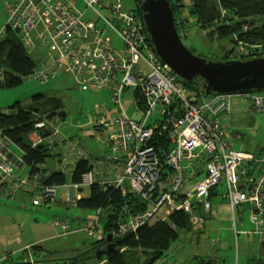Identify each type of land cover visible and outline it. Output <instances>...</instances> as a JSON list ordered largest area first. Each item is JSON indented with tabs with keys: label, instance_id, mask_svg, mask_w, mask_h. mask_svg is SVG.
<instances>
[{
	"label": "built area",
	"instance_id": "1",
	"mask_svg": "<svg viewBox=\"0 0 264 264\" xmlns=\"http://www.w3.org/2000/svg\"><path fill=\"white\" fill-rule=\"evenodd\" d=\"M220 9L221 19L226 18L227 10ZM9 10L0 32L15 31L28 49L40 50L33 73L37 80L46 82L63 71L78 80L81 90L106 91L120 106L98 105L100 111L91 113L89 123L106 136L114 159L127 157L122 174L103 182L105 188L121 187L148 204L145 211L120 221L122 234L137 231L157 214L168 218L175 206L190 212L193 223L202 222L195 208L200 204L210 211L211 189L224 184L223 195L233 214L248 207L253 232L264 237V150L255 154L234 147L223 123L232 109V94L207 93L201 83L198 95H189L192 85L156 54L143 16L124 0H12ZM186 18L184 12L179 15L180 22ZM37 41L46 51L35 48ZM141 60L150 71L140 65ZM129 89L134 91L139 117L127 114L122 106ZM243 95L252 100L253 111L264 110L263 93ZM157 129L170 141L164 158L152 143ZM8 145L13 141L0 128V181L6 173L13 174L12 168L21 160ZM164 164L170 172L162 179ZM201 174L204 178L194 184ZM2 182L0 193L10 195L29 180ZM94 182L92 172L83 179V184ZM38 191L35 205H50L57 199V185L44 184ZM90 226L83 228L88 234L99 240L106 237L99 219Z\"/></svg>",
	"mask_w": 264,
	"mask_h": 264
},
{
	"label": "rangeland",
	"instance_id": "2",
	"mask_svg": "<svg viewBox=\"0 0 264 264\" xmlns=\"http://www.w3.org/2000/svg\"><path fill=\"white\" fill-rule=\"evenodd\" d=\"M11 2L12 0H0V31L4 29L7 23ZM124 2L126 6L135 8L137 7L138 0H124ZM179 2L185 5L182 12L188 17V19H185L187 23H181L180 25L188 29V34L184 36L183 42L196 54L204 56L209 60L219 61L226 53L234 54L237 58H242L244 55H249L248 51L251 47L255 49L254 46H249L241 41L238 44H234L228 38H220L219 31L217 33L211 32L216 28H213L214 24L211 21L204 22L206 25L204 27L198 23L190 10L191 0H180ZM261 24H264V16L254 18V24L250 21L246 23L248 27ZM0 34L3 35L2 37L5 35L2 32ZM113 37L116 45L121 46L120 40L115 35ZM38 43L37 41L35 48H45L42 43L37 46ZM45 51L43 54H45ZM28 53L36 62L41 56L39 49H28ZM140 65L147 72L150 71V68L143 60L140 61ZM36 77L33 74L32 76L24 77L21 84L12 87L5 86L4 84L0 85V109H7L16 102L22 104L34 103L32 102L33 96L38 94H44L45 99L55 96L62 101L61 104L55 103L43 111L41 109L40 112H33L35 124L33 132L28 135L30 143L33 146L47 145L53 156H55L54 140L59 130L60 122L61 129L68 123H75L76 125L80 123L82 126H87L85 127L86 129L82 130L87 135V137L83 135L85 137V146L91 148L96 142L100 145L99 142L103 139L100 132L92 125L91 127L88 126L87 122L94 110L100 111L97 108L98 105H102L103 107V105L107 104L109 107L116 106L120 108L119 105L114 103L110 93L106 91H82L78 88V80L63 71L58 76L49 78L46 82H41ZM192 93L189 91L188 94L192 95ZM63 104L64 111H60L63 108ZM122 106L127 114L140 116L136 111L134 91L132 89L126 90L123 94ZM56 108L58 112L60 111L62 119L57 114H54V112L57 113ZM252 108H254V105L251 100L241 95L240 92L233 93L232 112L229 115L223 116V123L236 149L257 154L264 150V110L253 111ZM63 116L66 118H63ZM46 121V126L49 128H44V125L42 126L41 124V122ZM87 128L90 129V132H88ZM8 146L13 150V154L21 160L12 168L13 174L6 173L2 181L16 182L25 178L29 182L22 184L25 185L23 188L32 190L33 187L34 190H37V193H40L38 189L40 190L41 187H44V184H41V179L48 175L51 169H46V166H50L44 164L41 175L35 174L34 176H30L29 167L22 160V149L14 142L13 145ZM50 159L48 158L49 162ZM10 176L12 179H8ZM203 178L204 175L201 174L197 177V181L194 184ZM2 181H0L1 187H3ZM31 181L36 183L37 186L30 185ZM90 189L89 184H84L82 190L79 192L84 196H88L90 195ZM219 189L223 192L211 197L212 208L210 212L204 211L205 217L203 221L191 223L188 229H181L178 239L172 242L170 248L154 264H192L194 254L206 259L223 260L225 264H264V238L253 232L254 224L251 221L250 209L248 207L238 208L234 215L229 201L223 197V194L226 192V185H220ZM16 190L18 189L15 187V191L10 195L2 194L6 197L0 196V235L3 237L0 242L1 246L6 245L10 241V224L12 223L14 227L16 223L18 229L16 231L19 232V244L20 241L25 243L30 242V240L44 238L42 244L48 250H58L63 256L60 259H53L50 255V257H46L47 260L38 261L34 264H71V258L69 257L74 255L72 257L74 258L76 255L82 253L85 257H88L84 259L85 264H108L107 257L103 263H100L99 260H101L102 256L97 255L100 250H105V245H99L96 241H101L104 238L99 240L93 234H88L87 230L83 229L84 227L77 229V232H73V230L64 228L67 226L64 225L66 224L64 222H62L63 224L60 222L59 225H56L59 221L54 222V225L61 226V229L53 225V220L60 218L56 214V210L60 216L70 220L85 217L88 210L78 208L72 203L57 204V199L50 205H35L32 201V196L25 197L27 199L26 205L29 208H24L21 207V200L23 198L17 197L18 192L16 193ZM64 194L66 195V187L58 188V197ZM23 195L26 196V194ZM101 214L104 217L107 211L103 210L100 213H95L91 220V226L96 219L101 221ZM54 216L56 217L54 218ZM77 222L73 224H77ZM153 222H155L154 219L151 223ZM71 227L73 226L71 225ZM61 232L64 233L59 235ZM105 243H108V241ZM8 247L12 246L8 245ZM125 251L127 252V249H124L122 252ZM128 255V264H143L147 257L150 256V254L145 253L140 248L129 251ZM26 257H28L27 253ZM21 259L22 257L19 258V260ZM73 264L79 263L74 262Z\"/></svg>",
	"mask_w": 264,
	"mask_h": 264
},
{
	"label": "trees",
	"instance_id": "3",
	"mask_svg": "<svg viewBox=\"0 0 264 264\" xmlns=\"http://www.w3.org/2000/svg\"><path fill=\"white\" fill-rule=\"evenodd\" d=\"M180 0H171V6L174 10L175 21L177 28L181 33L182 38L187 35L186 27L180 26L178 16L183 11L184 4ZM227 10V17L221 19V9ZM135 9L143 16L140 5L137 2ZM190 10L193 16L201 26H206L204 22L211 21L214 24L215 30L211 32L220 33V38L229 39L234 44L240 41L246 43L251 47L248 56L237 58L234 54L226 53L219 61H227L232 59L246 60L250 57L264 56V24L255 25L245 29L247 22L254 24V18L264 16V0H191ZM182 23H185L183 20ZM149 38V37H148ZM150 40V38H149ZM260 50V51H259ZM263 51V52H261ZM230 54V55H229ZM37 62L29 55L28 48L23 44L18 33L8 30L4 37L0 40V85L16 86L23 82V78L34 73ZM3 69H5L3 71ZM203 82L201 78L195 79L191 85V92L193 96L198 95V86ZM264 91V90H253ZM44 100L42 103H40ZM30 104H22L16 102L13 106L7 109H0V128L7 134V136L23 151V159L29 168V175L42 173L44 164L51 158L53 154L50 148L45 144L33 146L28 135L34 130V115L33 112H40L45 110L50 105L61 104V100L55 96H50L45 99L44 94L33 96ZM59 107V106H58ZM57 107V108H58ZM57 108L55 109L60 115ZM47 119V118H46ZM47 125V121L44 122ZM44 131V129H42ZM152 143L155 148L160 150L161 158L170 147V141L167 136L157 129L152 137ZM258 154V153H257ZM164 163V159L162 160ZM92 166L86 159H80L74 171L71 174L73 184L81 185L83 183V174L91 171ZM163 178L170 172V167L164 164ZM68 182V175L63 171H53L47 176L42 177V184L64 186ZM90 195L77 199L76 205L81 209L106 210L107 214L103 217L101 214V223L104 226L106 237L101 241H96L97 244L102 245L110 237V233L116 231L119 222L126 219L130 214L145 211L148 204L144 202L139 195L129 192H123L121 187L114 185H104L95 181L90 184ZM218 188H212L210 191V199L216 194H220ZM224 197V195H223ZM199 212L202 219L205 217V212L200 204L195 210ZM194 211V209H192ZM154 219L155 222L151 223ZM135 232H129L124 236H113L112 240L116 242V249L105 251L102 254V259L107 257L108 264H128L129 251L133 249H142L145 253L150 254L143 264H154L164 252L170 248L172 242L178 239L179 231L181 229H188L191 226L192 219L190 212L174 207L168 219H163L158 214ZM94 244V243H93ZM122 247H126L127 252H120ZM32 249L33 261H30L25 254L28 248L24 250L22 259L11 264H34L38 261L47 260L46 257L52 255L47 252L44 246L34 244L30 247ZM29 254V252L27 253ZM192 264H225L223 260L206 259L202 256L194 254ZM86 257L82 254L71 258V264L74 262H83ZM8 261V260H7ZM7 261L3 264H7Z\"/></svg>",
	"mask_w": 264,
	"mask_h": 264
},
{
	"label": "water",
	"instance_id": "4",
	"mask_svg": "<svg viewBox=\"0 0 264 264\" xmlns=\"http://www.w3.org/2000/svg\"><path fill=\"white\" fill-rule=\"evenodd\" d=\"M138 3L157 55L182 79L192 82L201 78L207 93L264 90V57L209 60L184 44L171 0H138Z\"/></svg>",
	"mask_w": 264,
	"mask_h": 264
},
{
	"label": "crops",
	"instance_id": "5",
	"mask_svg": "<svg viewBox=\"0 0 264 264\" xmlns=\"http://www.w3.org/2000/svg\"><path fill=\"white\" fill-rule=\"evenodd\" d=\"M78 88L80 87L78 86ZM62 106L63 108L60 111H64V104ZM93 113H95V111ZM59 116L62 119V115H59ZM63 118H66V117L63 116ZM87 125L91 127V124L89 123V121L87 122ZM85 127L87 126H82L80 123H77V125L75 123H68L63 129H61V123L59 122V130L57 131V134L54 140L55 156L51 157L50 162L49 161L46 162V164H48L51 167L50 168L46 166V169H51L50 172L63 171L68 175L67 184L64 186L58 187V188L66 187V195L65 194L60 195V197L57 196V204L62 205V204L72 203L77 207L76 205L77 199L81 197H87L79 192L80 190H82L84 184L83 183L81 185L73 184L72 179H71V174L74 171L75 166L80 159H86L89 161L90 165L92 166L91 171L94 174L95 181H97L98 183L102 185H103V182H110L111 180H114L118 176H120L126 164V158H127L126 156H123L117 159H114L111 156L110 154L111 149L107 142L106 136L101 132H100V135L102 136L103 139L101 142H99L100 145H98L96 142V144L93 145L91 148L86 147L84 144L85 137H83V135H86V134H84L82 131L83 129H86ZM80 132H82V134H80ZM88 132H90V129H88ZM30 185L37 186L36 183L32 181ZM23 186L25 185L16 186V188L18 189L16 190V193L18 192L17 193L18 195L17 194L15 195H17V197L19 198H23L21 200V207L29 208L26 205L27 199H25V197L32 196V201L34 203V199L38 196V193H37V190H34L33 187H32V190H28L27 188H23ZM23 194H26V196H24ZM0 196L6 197V196H3L2 193H0ZM83 210H88V209H83ZM57 212L58 211L56 210V214L60 218H55L56 216H54L55 219L53 220V225L55 224L54 223L55 221H59L61 223L64 222L68 224L69 226L68 230H71V231L73 230V232H77V229H80L92 223L91 220L93 219L94 214L98 213V210L89 209L85 217H82L81 219H75V220H72V219L70 220L66 217L60 216ZM76 222L77 224H73ZM83 223H88V224L84 225ZM53 225L51 226L53 227ZM71 225L73 227H71ZM55 227L60 228V229L62 228L61 226H55ZM16 229H17L16 223L14 227L12 226V223H11L10 229H9L10 241H8V243L3 246H1V243H0V264H3L7 260H8L7 264L15 263V261H18L19 258L22 257L24 250L26 248H29L26 246H32L34 244H39V245L44 246L42 244V241L44 238H41L42 240L41 239L30 240V242H25V243H23V241L22 242L20 241V244H19V241H18L19 232H17ZM63 233L64 232H61L59 233V235ZM2 239L3 237L0 235V242L2 241ZM8 245L12 247H8ZM263 246H264V243H263ZM44 247L45 249H47L46 246ZM74 251H76V249H74ZM28 252H29L28 259H30V256L32 257V254H33L32 249L31 251H27V253ZM47 252L49 254H52L51 256L53 257V259H60L63 257L59 253L58 250H51V249L48 250L47 249ZM73 256L74 255H72L69 258H72ZM25 257H26V254H25ZM55 261H58V260H55Z\"/></svg>",
	"mask_w": 264,
	"mask_h": 264
},
{
	"label": "bare ground",
	"instance_id": "6",
	"mask_svg": "<svg viewBox=\"0 0 264 264\" xmlns=\"http://www.w3.org/2000/svg\"><path fill=\"white\" fill-rule=\"evenodd\" d=\"M182 13V12H181ZM180 13V14H181ZM175 16V15H174ZM188 19V18H187ZM184 21H185V19H184ZM176 22V21H175ZM178 22L180 23V21H179V16H178ZM182 23V22H181ZM180 23V24H181ZM185 23H187V21H185ZM177 25V24H176ZM179 30V29H178ZM148 33V32H147ZM180 33V32H179ZM180 35H181V33H180ZM182 37V36H181ZM150 38V37H149ZM183 39V38H182ZM150 41H151V39H150ZM195 53V52H194ZM157 54V53H156ZM204 57V56H203ZM262 57H264V56H262ZM252 58H256V56L255 57H250V59H252ZM232 60H241V59H232ZM247 60V59H246ZM216 61V60H215ZM176 73V72H175ZM177 74V73H176ZM178 75V74H177ZM179 76V75H178ZM180 77V76H179ZM181 78V77H180ZM184 80V79H183ZM185 82H188V83H192V82H189V81H186V80H184ZM203 83V82H202ZM83 91V90H82ZM248 92H252V93H263L264 94V92H261V91H245V92H240L241 93V95H243L244 93H248ZM211 93V92H210ZM228 93H230V94H232V98H233V93H231V92H228ZM244 96V95H243ZM245 97V96H244ZM249 99V98H248ZM250 100V99H249ZM252 101V100H251ZM231 112H232V109H231ZM230 112V113H231ZM229 113V114H230ZM229 114H227V115H229ZM44 128H49V127H47V126H44ZM252 153V152H251ZM89 172H92V171H88V172H86V173H84L83 174V177H82V179H84V177L86 176V175H88L89 174ZM37 175H41V173H38ZM169 218V217H168ZM168 218H163V219H168ZM202 221H203V219H202ZM101 222V221H100ZM102 224V223H101ZM145 225V224H144ZM144 225H142V226H144ZM103 226V225H102ZM119 226H120V222H119V224H118V226H117V228H116V231H114V232H111L110 234V237H108V238H110V241H108V238H107V241H108V243H104V244H102V246H104L105 245V250H100L99 252H98V256H99V254H101V256H102V254L105 252V251H110V250H114V249H116V242H114L113 240H112V238H113V236H124V234H122L121 232H120V229H119ZM142 226H140L139 227V229L142 227ZM86 228H88V226L86 225L85 226ZM104 227V226H103ZM264 238V237H263ZM30 247L31 246H29V248H28V251H31V249H30ZM27 249V248H26ZM124 249H126V247H122L121 249H120V252H122ZM88 257L86 256V258L85 259H87ZM106 260V258H101V260H99L100 261V263H103L104 261ZM84 262V261H83ZM88 264V263H87Z\"/></svg>",
	"mask_w": 264,
	"mask_h": 264
}]
</instances>
